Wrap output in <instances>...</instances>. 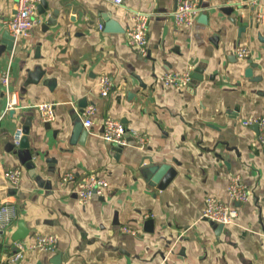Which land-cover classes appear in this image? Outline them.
<instances>
[{
  "label": "crops",
  "instance_id": "1",
  "mask_svg": "<svg viewBox=\"0 0 264 264\" xmlns=\"http://www.w3.org/2000/svg\"><path fill=\"white\" fill-rule=\"evenodd\" d=\"M241 1L200 0L196 21L177 26L175 0H42L32 34L6 50L12 37L3 21L16 0H0V74L9 71L16 94L5 112L9 96L0 84V203L18 208L0 237V264H264V147L257 126L241 122L264 116V0ZM136 10L149 14L145 56L126 42ZM105 17L122 31L106 30ZM238 45L248 47L247 57H236ZM188 68L198 76L190 86L157 79ZM101 74L112 82L107 96L99 94ZM42 102L54 105L49 123L36 107ZM84 102L96 107L88 128ZM106 117L129 130L119 152L100 137ZM18 126L27 143L21 149L13 144ZM131 130L147 137L145 145ZM16 165L21 177L11 186L4 172ZM166 165L157 181L156 169ZM67 171L76 180L59 185ZM90 172L109 185L81 204L76 181ZM233 174L250 190L248 201L229 199ZM209 195L234 205L237 217L223 226L203 218ZM39 233L57 236L55 251L31 247ZM15 241L25 250L11 261Z\"/></svg>",
  "mask_w": 264,
  "mask_h": 264
},
{
  "label": "built area",
  "instance_id": "2",
  "mask_svg": "<svg viewBox=\"0 0 264 264\" xmlns=\"http://www.w3.org/2000/svg\"><path fill=\"white\" fill-rule=\"evenodd\" d=\"M42 0H16L15 13L3 21L5 29L10 36L15 39L18 37H29L32 34L34 26L38 23L35 16L38 4ZM115 3H121L122 0H113ZM243 0L241 2H244ZM256 0H250L255 2ZM241 5V4H238ZM201 10L200 0H177L175 8L171 12L174 23L177 26H191L199 15ZM132 25L126 29V42L140 56H145L148 51L147 33L149 14L147 12L136 10L131 14ZM263 15L259 14L256 20L260 22ZM102 28V25H99ZM250 51L245 45H238L235 48L237 58H245ZM157 79L165 87H174L181 89L190 86L193 81V74L190 69L184 71H167L160 74ZM0 84L5 93L9 96L5 112L16 104L15 93L9 91V71L5 70L0 74ZM99 94L107 96L112 88V82L108 75L101 74L98 77ZM40 111V118L43 122L49 123L55 119L54 105L50 102H42L36 105ZM96 112L93 103H88L81 113L82 125L88 128L92 125V117ZM242 124L245 126L257 125V141L264 147V116H248L244 118ZM129 130L119 121L106 117L102 121L100 137L112 147L123 148L129 144L127 134ZM131 134L140 146L145 145L147 137L137 131L131 130ZM23 138V128L18 126L13 133V144L17 148L20 146ZM4 177L11 186H16L21 177V166L16 165L5 170ZM76 176L72 171H67L59 176V185H67L74 182ZM108 181L95 172H90L81 176L76 181L75 195L79 203L85 204L94 196L103 195L108 187ZM227 195L232 202H246L250 197V190L241 180L238 174H233L229 178L226 188ZM18 208L13 202L0 203V237L4 230L17 218ZM238 215L234 205L227 204L215 196H206L201 216L217 225H227L231 223ZM121 230L126 233L134 234L135 231L127 227ZM58 238L55 234H37L31 247L40 251L53 252L57 248ZM15 251L11 255V261H17L23 257L24 246L15 241ZM187 264V263H183Z\"/></svg>",
  "mask_w": 264,
  "mask_h": 264
},
{
  "label": "water",
  "instance_id": "3",
  "mask_svg": "<svg viewBox=\"0 0 264 264\" xmlns=\"http://www.w3.org/2000/svg\"><path fill=\"white\" fill-rule=\"evenodd\" d=\"M176 1L177 0H175V5H176ZM233 6H227V7H224V9H223V11H226V12H228V13H230V12H232L233 11ZM105 28H106V30H110V31H122V28L116 23V22H114V21H111L110 19H107L106 17H105ZM12 37V36H11ZM11 41H10V43H8V42H4V48L6 49V50H10L11 49V43L12 42H14V38L12 37L11 39H10ZM201 72V68L200 67H197L196 69H195V73H200ZM250 70H247V72H246V74L249 76L250 75ZM198 79V76H196V74H194L193 75V81L194 80H197ZM192 81V82H193ZM87 105V103L86 102H84V105H83V107L80 109V111L79 112H81L82 113V111H83V108L85 107ZM257 126V125H256ZM257 128H258V126H257ZM12 145V144H11ZM23 146H26L27 147V143L22 139V142H21V144H20V149L23 147ZM113 148V150H115L116 152H119L120 151V147H112ZM25 165H26V167L28 168V169H31V172H32V175H34L35 174V164L31 161V158L30 159H28L27 161H25ZM163 170H168V166L166 165V166H158V168L156 169V173H155V175L157 174V176H159V173H161ZM154 175V176H155ZM171 175V173H169V176H168V179H167V181H169L170 180V176ZM160 178H162V175H160L159 176V178L157 179V181H159L160 180ZM151 179H153V177H151ZM153 181H155V178L153 179ZM219 226H222V225H219Z\"/></svg>",
  "mask_w": 264,
  "mask_h": 264
}]
</instances>
